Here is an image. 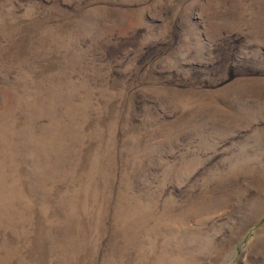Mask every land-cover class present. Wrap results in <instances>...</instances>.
Returning <instances> with one entry per match:
<instances>
[{
	"label": "rangeland",
	"instance_id": "obj_1",
	"mask_svg": "<svg viewBox=\"0 0 264 264\" xmlns=\"http://www.w3.org/2000/svg\"><path fill=\"white\" fill-rule=\"evenodd\" d=\"M0 264H264V0H0Z\"/></svg>",
	"mask_w": 264,
	"mask_h": 264
}]
</instances>
